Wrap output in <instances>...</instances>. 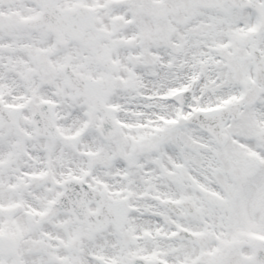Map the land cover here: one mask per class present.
I'll return each mask as SVG.
<instances>
[{
  "label": "snow or ice",
  "instance_id": "1",
  "mask_svg": "<svg viewBox=\"0 0 264 264\" xmlns=\"http://www.w3.org/2000/svg\"><path fill=\"white\" fill-rule=\"evenodd\" d=\"M0 264H264V0H0Z\"/></svg>",
  "mask_w": 264,
  "mask_h": 264
}]
</instances>
